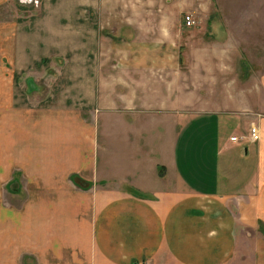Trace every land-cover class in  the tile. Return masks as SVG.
Returning a JSON list of instances; mask_svg holds the SVG:
<instances>
[{
    "label": "crops",
    "instance_id": "0c3cea01",
    "mask_svg": "<svg viewBox=\"0 0 264 264\" xmlns=\"http://www.w3.org/2000/svg\"><path fill=\"white\" fill-rule=\"evenodd\" d=\"M48 3L0 20V264H264V77L236 102L203 56L192 93L143 53L175 45L171 8Z\"/></svg>",
    "mask_w": 264,
    "mask_h": 264
},
{
    "label": "rangeland",
    "instance_id": "374dc122",
    "mask_svg": "<svg viewBox=\"0 0 264 264\" xmlns=\"http://www.w3.org/2000/svg\"><path fill=\"white\" fill-rule=\"evenodd\" d=\"M48 2L49 0H10V4H7L3 9V15L2 10L0 11V20L3 17L4 19L18 17V13H23L20 12L22 6H27V9L34 8V13H36L38 8L49 5ZM155 6L171 8L173 13H178L177 39L174 42L175 45L171 47L169 45L164 48L147 47L148 50L143 53L150 55L176 54L184 57L186 63L183 66L187 72V84L192 86V93L195 91L194 87L200 84L198 69L200 58L203 56L224 57L225 59H218L219 63H216L220 68L219 80L223 82V80H227V77L234 80L235 91L238 94L236 102L238 100L243 102V98L247 97V95L245 96L246 92L240 93L248 85L251 86V93L258 92V83L264 77V0H155ZM189 14H193L197 18L195 26L189 27L185 23V17ZM112 33L123 36L130 34L128 31H113ZM14 36L15 32L12 33V38ZM2 37L0 31V48L3 45ZM48 63L44 62L43 67L48 66ZM3 67L0 54V71L3 70ZM227 70H231L232 74L229 73L228 76L225 73ZM20 89L21 87L15 90L16 98H19L24 92ZM45 89H39L40 93H44L46 96L50 95V92L47 93ZM223 97L220 93L218 99L221 100ZM224 98H227V95ZM30 100L32 104L35 103L31 98ZM255 101L252 99V102ZM247 133L248 131L242 130L241 134L247 135ZM241 134L238 133V135Z\"/></svg>",
    "mask_w": 264,
    "mask_h": 264
},
{
    "label": "built area",
    "instance_id": "2783aa9c",
    "mask_svg": "<svg viewBox=\"0 0 264 264\" xmlns=\"http://www.w3.org/2000/svg\"><path fill=\"white\" fill-rule=\"evenodd\" d=\"M197 21V18L193 14L186 15L185 17V23L189 27L195 26ZM232 143L240 144L242 142H251V143H258L261 140V134L258 126H256L254 123L251 124L247 135L243 134L241 136H233L230 138Z\"/></svg>",
    "mask_w": 264,
    "mask_h": 264
}]
</instances>
